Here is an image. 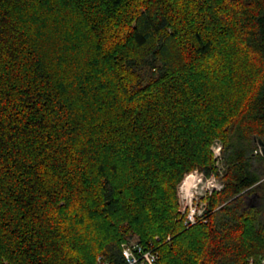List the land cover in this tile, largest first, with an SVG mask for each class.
Segmentation results:
<instances>
[{
  "label": "trees",
  "instance_id": "1",
  "mask_svg": "<svg viewBox=\"0 0 264 264\" xmlns=\"http://www.w3.org/2000/svg\"><path fill=\"white\" fill-rule=\"evenodd\" d=\"M215 139L224 188L186 229ZM263 152L264 0H0V264L157 236L156 264L260 262Z\"/></svg>",
  "mask_w": 264,
  "mask_h": 264
},
{
  "label": "built area",
  "instance_id": "2",
  "mask_svg": "<svg viewBox=\"0 0 264 264\" xmlns=\"http://www.w3.org/2000/svg\"><path fill=\"white\" fill-rule=\"evenodd\" d=\"M212 150L217 166H220L219 174L207 175L200 170L192 171L183 178L177 189L180 219L183 218L186 229L198 223L208 222V199L224 188L223 178L226 173L223 161L224 146L221 142H217ZM259 151L262 153V150ZM172 238L173 236L170 235L166 241L169 242ZM161 242V237L157 236L155 242L148 246L133 241L122 243L124 264H156L159 257L158 244ZM97 262L98 264H114L102 255L98 257ZM247 264H264V259L258 262L250 258Z\"/></svg>",
  "mask_w": 264,
  "mask_h": 264
},
{
  "label": "rangeland",
  "instance_id": "3",
  "mask_svg": "<svg viewBox=\"0 0 264 264\" xmlns=\"http://www.w3.org/2000/svg\"><path fill=\"white\" fill-rule=\"evenodd\" d=\"M217 142H221L222 143V141L220 140V139H215L214 140V142L212 143V145H211V152H212V156H213V170L211 171V173L210 174H207L205 171H202L201 169H199V168H195V169H193L192 171H195V170H200V171H202V172H204V173H206L207 175H211L212 173H214V174H219V168H220V166H217V163H216V160H215V154H214V152H213V150H212V148H213V146L217 143ZM223 144V143H222ZM192 171H190V172H192ZM190 172H188V173H186L185 175H184V177L187 175V174H189ZM183 177V178H184ZM183 180V179H182ZM182 180H181V182H182ZM180 182V183H181ZM179 183V184H180ZM179 184H178V186H179ZM178 186H177V189H178ZM172 236V235H171ZM136 240V241H135ZM131 241H133V242H137V238H134V240H131Z\"/></svg>",
  "mask_w": 264,
  "mask_h": 264
},
{
  "label": "crops",
  "instance_id": "4",
  "mask_svg": "<svg viewBox=\"0 0 264 264\" xmlns=\"http://www.w3.org/2000/svg\"><path fill=\"white\" fill-rule=\"evenodd\" d=\"M134 240V239H133ZM136 241V240H135Z\"/></svg>",
  "mask_w": 264,
  "mask_h": 264
},
{
  "label": "water",
  "instance_id": "5",
  "mask_svg": "<svg viewBox=\"0 0 264 264\" xmlns=\"http://www.w3.org/2000/svg\"><path fill=\"white\" fill-rule=\"evenodd\" d=\"M263 154H264V152H263Z\"/></svg>",
  "mask_w": 264,
  "mask_h": 264
}]
</instances>
